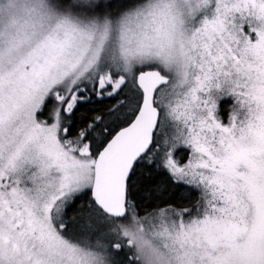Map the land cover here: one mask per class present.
<instances>
[{"label": "snow or ice", "instance_id": "snow-or-ice-1", "mask_svg": "<svg viewBox=\"0 0 264 264\" xmlns=\"http://www.w3.org/2000/svg\"><path fill=\"white\" fill-rule=\"evenodd\" d=\"M0 264H264V0H0Z\"/></svg>", "mask_w": 264, "mask_h": 264}]
</instances>
